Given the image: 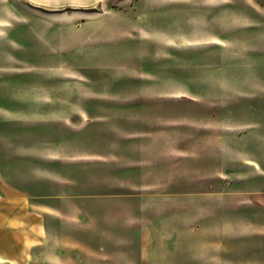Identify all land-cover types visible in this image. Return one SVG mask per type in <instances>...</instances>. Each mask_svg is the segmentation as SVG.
<instances>
[{
  "label": "rangeland",
  "instance_id": "rangeland-1",
  "mask_svg": "<svg viewBox=\"0 0 264 264\" xmlns=\"http://www.w3.org/2000/svg\"><path fill=\"white\" fill-rule=\"evenodd\" d=\"M261 2L0 0V223H42L27 264H201L237 218L212 193L264 207Z\"/></svg>",
  "mask_w": 264,
  "mask_h": 264
},
{
  "label": "crops",
  "instance_id": "crops-1",
  "mask_svg": "<svg viewBox=\"0 0 264 264\" xmlns=\"http://www.w3.org/2000/svg\"><path fill=\"white\" fill-rule=\"evenodd\" d=\"M264 4V2H261ZM248 16L249 22L254 23L251 28L257 27L258 24H264V5L255 4L250 10ZM206 14V20L207 18ZM218 37V36H216ZM258 39H263L259 45H263L262 51H264V37L261 35H255ZM260 47V46H259ZM234 167H240V171L234 170L236 177H240V181H248L252 179L253 172L256 170V166H261L257 160L254 159H237ZM242 163V164H240ZM240 164V165H239ZM260 168V167H259ZM233 171V172H234ZM264 173V171H263ZM229 176V174H223ZM258 176H262L261 174ZM257 173L253 178L258 177ZM233 179V181H234ZM213 196L209 198L217 205L222 206L224 209L237 215V218L227 219L223 218V222L206 224L203 227L205 248L208 254L205 256V260H202L201 264H264V244L256 243L252 238L264 237V207H257L258 204L250 203L249 200L253 191L250 190H232V191H218L212 193ZM247 201V203H246ZM244 203V204H243ZM37 215L40 214L35 212ZM217 213L210 212L209 216L216 217ZM8 216V221L0 223V259L14 264H27L28 255H26V248L31 246H42L43 234L42 223L37 221L34 224L30 220V235L31 230H41L39 232V239L33 240L27 238V234H21L24 230V226L21 225L19 218ZM262 221L257 222L261 219ZM15 221H14V220ZM14 221V222H13ZM18 221L19 224H16ZM23 228V229H22ZM15 231L13 235L16 237H10L8 233ZM19 248H22L18 250ZM28 250V249H27ZM261 253V254H259ZM258 254V255H256Z\"/></svg>",
  "mask_w": 264,
  "mask_h": 264
}]
</instances>
